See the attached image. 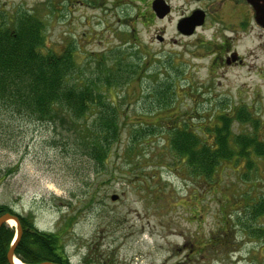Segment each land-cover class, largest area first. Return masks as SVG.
<instances>
[{"label": "rangeland", "instance_id": "374dc122", "mask_svg": "<svg viewBox=\"0 0 264 264\" xmlns=\"http://www.w3.org/2000/svg\"><path fill=\"white\" fill-rule=\"evenodd\" d=\"M111 4L0 0L8 18L28 11L42 20L43 52L72 47L73 79H88L106 64L111 67L116 53L139 66L129 76L123 72L127 78L117 86L101 87L117 107L120 128L103 166L96 167L81 151L76 132L66 124L39 122L0 105V203L21 214L31 212L41 230L62 231L73 264H264V234H248L240 226L264 228V214L251 221L244 215V205L252 209L264 197V155L222 160L215 175L218 185L207 191L212 179L202 176L199 183L179 168L165 146L176 115L208 131L225 113L232 117L230 139L255 136L264 143V79L246 77L243 68L223 73L212 66L207 50L173 44L171 31L157 42L151 22L144 28L136 23L135 31L122 26L109 11ZM160 84L168 87L170 97L157 104ZM244 115L253 119L242 120ZM91 119L90 114L77 122L84 126ZM147 123H155L153 134L132 139V130ZM133 141L129 157L125 147ZM226 219L228 246L221 248L222 240L205 247L209 233ZM8 224L15 227L13 220Z\"/></svg>", "mask_w": 264, "mask_h": 264}, {"label": "trees", "instance_id": "16d2710c", "mask_svg": "<svg viewBox=\"0 0 264 264\" xmlns=\"http://www.w3.org/2000/svg\"><path fill=\"white\" fill-rule=\"evenodd\" d=\"M11 16L8 18V15L0 10V105H7L14 112H23L39 122L55 124L56 120H59V123L66 124L76 132L79 140L77 144L81 151L96 167L103 166L112 144L118 140L120 128L117 107L107 101L101 87L109 89L117 86L121 79L125 80L127 75H131L132 68L136 69L137 65L124 61L122 54L116 53L111 67L105 63L107 67H103V70L93 77L73 79L77 64L72 47H66L61 53L43 52L42 20L28 11L16 12ZM126 65L128 67H125ZM114 68L117 69L112 70ZM123 72L128 74L123 76ZM170 82L173 83L171 80ZM170 82L168 87H172ZM168 87L160 84L155 89V94L159 95L157 104L165 102L170 97V91L165 93ZM174 93L175 88L172 89L171 95L173 96ZM90 114L92 119L89 123L83 126L77 122ZM181 116L176 115V119H172L174 123L169 126L165 146L168 147L173 160L179 164V168L183 167L184 170L197 176L199 183L202 182V176L206 180L212 179L213 183L207 184V191L213 190L218 185V183L214 184L215 175L220 169L222 160L248 157L252 152L258 156L264 155V143L255 136L235 135L233 139L235 141L229 138L232 117L228 113L217 115L216 122L213 121L208 126V131L188 126ZM248 118L253 119L250 115H244L241 119L248 120ZM154 125L155 123H147L135 127L132 130V139L153 134ZM135 144L136 142L133 141L125 147V153L129 157L133 155L131 152L135 149ZM248 160L252 161L250 158ZM245 194L241 192L239 195ZM221 204L225 207L223 200ZM244 208L246 211L244 215H247L246 218L250 221L258 214H264V197L261 196L257 206L252 209L248 204L244 205ZM7 211L17 216L22 228L15 246L16 258L25 264H35L45 260L73 264L64 248L62 231L58 228L41 230L35 225L31 212L21 214L10 206L0 203V214ZM239 212H242L241 209ZM228 223V219L221 220L218 229L210 232L204 240V246L210 248V245L223 240L225 245L221 248L227 247L230 241ZM242 224H240L241 228L248 234H264V228L253 229L251 223L242 222ZM15 233L16 228L6 222L0 226V264H10L6 252ZM98 264L104 263L100 260Z\"/></svg>", "mask_w": 264, "mask_h": 264}, {"label": "flooded vegetation", "instance_id": "af4514ba", "mask_svg": "<svg viewBox=\"0 0 264 264\" xmlns=\"http://www.w3.org/2000/svg\"><path fill=\"white\" fill-rule=\"evenodd\" d=\"M109 2L112 3L109 11L114 10L112 13L122 26L135 31L136 23L144 28L151 22L155 25L157 42H163L164 35L171 31L173 44L179 41L185 47L193 44L207 50L213 56L212 66L222 69L223 73L232 67L243 68L246 77L264 79V0ZM119 7L125 14L122 17L117 11ZM131 20L135 21L134 25H130Z\"/></svg>", "mask_w": 264, "mask_h": 264}, {"label": "water", "instance_id": "95a60500", "mask_svg": "<svg viewBox=\"0 0 264 264\" xmlns=\"http://www.w3.org/2000/svg\"><path fill=\"white\" fill-rule=\"evenodd\" d=\"M116 197H117L116 194L111 196L112 199H115ZM10 220H13L14 223H15L16 233H15V236H14V239H13L11 245L7 249L6 257H7V260H8V262L10 264H17L14 261V259L16 258L15 255H14V251H15V246L17 244V241L19 240L21 232H22L21 225H20L16 215H14V214H12V213H10L8 211L7 212H3L2 214H0V226L2 224H4L5 222L8 223ZM35 264H61V263H56V262L46 261L45 260V261H41V262H38V263H35Z\"/></svg>", "mask_w": 264, "mask_h": 264}, {"label": "bare ground", "instance_id": "6f19581e", "mask_svg": "<svg viewBox=\"0 0 264 264\" xmlns=\"http://www.w3.org/2000/svg\"><path fill=\"white\" fill-rule=\"evenodd\" d=\"M10 221H12V220H10ZM10 221H9V222H10ZM14 261H15V263H17V264H25V263H23L22 261H20L18 258H15Z\"/></svg>", "mask_w": 264, "mask_h": 264}]
</instances>
